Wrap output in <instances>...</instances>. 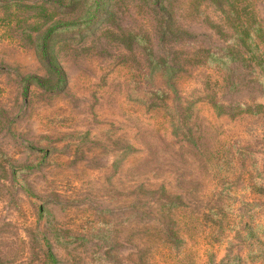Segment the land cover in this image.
I'll use <instances>...</instances> for the list:
<instances>
[{
  "label": "rangeland",
  "instance_id": "obj_1",
  "mask_svg": "<svg viewBox=\"0 0 264 264\" xmlns=\"http://www.w3.org/2000/svg\"><path fill=\"white\" fill-rule=\"evenodd\" d=\"M254 55L264 0H0V264H264Z\"/></svg>",
  "mask_w": 264,
  "mask_h": 264
},
{
  "label": "trees",
  "instance_id": "obj_2",
  "mask_svg": "<svg viewBox=\"0 0 264 264\" xmlns=\"http://www.w3.org/2000/svg\"><path fill=\"white\" fill-rule=\"evenodd\" d=\"M52 28L49 27L47 28L43 34H42V42L38 43V49H37V53L39 58L41 59V61L45 64V66L47 67V69L51 72H54L53 75H57L58 78H61V73L58 69L54 68V64L51 60H47L48 57H51L52 54V50L49 49V41H48V32L50 31V29ZM253 31L254 36L259 37V32L261 31V28L258 25H254L250 28ZM244 31V30H243ZM246 32V31H245ZM248 32V31H247ZM249 38H253L251 35H247ZM257 40V38H255ZM255 39H253L251 42H248L246 39L244 38H239L238 41L234 44V46H236V49L238 51V55L240 57H242V60H246L244 58V54L245 51H249L251 53L256 54V52H260L259 47H258V43H254ZM255 51V52H254ZM258 54V53H257ZM260 56H250V58L253 60L255 59L256 63L258 65H260V67L264 66L262 60H260L259 58ZM233 58V57H231ZM237 60H239V58H237ZM27 81L28 83L25 84L24 86V92L26 93L27 89H28V85L30 83H34L35 85L39 86V87H44V81L40 80L39 78L35 77V76H28L27 77ZM178 119L174 118L172 120V124H171V128H172V135L175 136H179L184 138V136L186 135L184 132V128L182 126V123L180 121L179 125L176 123ZM174 121V122H173ZM188 131V130H187ZM189 133V132H188ZM190 135V134H189ZM187 139V138H186ZM188 140V139H187Z\"/></svg>",
  "mask_w": 264,
  "mask_h": 264
}]
</instances>
